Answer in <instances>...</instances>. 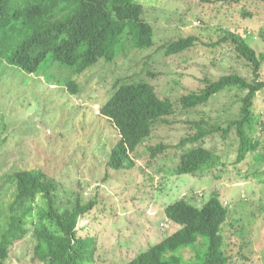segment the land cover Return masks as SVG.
I'll return each mask as SVG.
<instances>
[{
    "label": "rangeland",
    "instance_id": "rangeland-1",
    "mask_svg": "<svg viewBox=\"0 0 264 264\" xmlns=\"http://www.w3.org/2000/svg\"><path fill=\"white\" fill-rule=\"evenodd\" d=\"M136 1L152 26L153 48L130 49L111 63L100 61L73 78L75 93L49 82L42 72L19 77L7 70L1 73L0 236L10 220L16 191L14 174L29 170L42 172L55 183V204L60 212L73 210L80 203L93 204L77 223L83 237L95 240L92 264H128L180 228L167 221L164 210L168 205L190 198V203L201 207L213 192L219 193L230 209L222 235L232 264H264V183L252 177L255 171L264 177V168L260 170L254 154L236 165L238 142L233 136L226 140L208 138L206 145L216 150L226 166L209 174L174 175L180 156L193 147L180 144L191 133L190 123L207 116L211 125H225L236 118L242 96L239 91L221 93L207 106L181 113L172 123L156 127L139 148L135 169L128 171L107 167L118 134L99 114L114 85L121 81L144 79L163 97H177L185 90L200 89L205 77L215 80L236 70L249 78L247 68L231 48L210 45L224 30L242 35L252 31V46L264 52V2ZM190 36L198 37L199 42L183 54L166 56L161 50L163 45ZM54 68L50 67L49 73ZM261 74L264 79V66ZM255 112L264 121L262 92L257 94ZM157 144L168 149L151 159L147 149ZM260 156L264 159V149ZM45 203L38 196L28 204L34 211L27 219L30 232L14 243L7 264H43L35 258L32 232L38 226L36 213L46 208ZM179 255L189 259L192 252L183 249Z\"/></svg>",
    "mask_w": 264,
    "mask_h": 264
},
{
    "label": "trees",
    "instance_id": "trees-1",
    "mask_svg": "<svg viewBox=\"0 0 264 264\" xmlns=\"http://www.w3.org/2000/svg\"><path fill=\"white\" fill-rule=\"evenodd\" d=\"M222 33L210 46L231 48L247 68L249 78L236 70L215 80L205 77L200 89L185 90L177 97H163L144 79L114 85L112 96L99 112L118 134L107 162L110 170L135 169L139 148L151 138L156 127L168 125L175 116L207 106L216 96L232 90L242 94L236 118L225 125H211L207 116L192 121L190 135L180 144L190 143L193 147L180 156L174 175L222 170L225 161L206 145L208 138L216 136L223 140L233 136L238 142L236 165L254 154L260 170L264 168L260 156L264 149V121L255 112L257 94L264 93V52L252 46V31H244V35L231 30ZM153 38L152 26L143 18V6L136 0H0V75L6 70L14 77L42 72L49 82L66 86L71 93L77 89L73 80L76 75L86 73L100 61L111 63L130 49H151ZM198 42L199 38L194 36L179 38L161 46V50L166 56L180 55ZM50 67H55L52 74ZM167 149L157 144L149 147L147 154L155 159ZM260 173L255 171L252 177L263 184ZM14 181L10 220L0 236V264H7L14 243L30 232L27 219L34 211L28 204L38 196L45 200L46 208L36 213L38 226L32 232L35 258L43 264H92L95 240L83 237L77 223L81 216L89 214L93 204L80 203L73 210L60 212L55 204V183L44 173L18 170ZM164 214L170 224L180 228L128 264H232L222 235L230 209L219 193L213 192L201 207L190 203V198L181 199L168 205ZM183 249L192 252L189 259L179 255Z\"/></svg>",
    "mask_w": 264,
    "mask_h": 264
}]
</instances>
